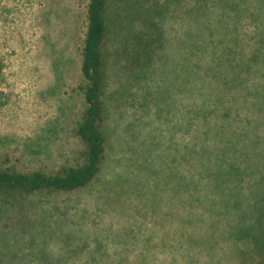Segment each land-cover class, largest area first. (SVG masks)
<instances>
[{"label":"rangeland","instance_id":"rangeland-1","mask_svg":"<svg viewBox=\"0 0 264 264\" xmlns=\"http://www.w3.org/2000/svg\"><path fill=\"white\" fill-rule=\"evenodd\" d=\"M87 2L0 0V167L82 162ZM106 18L100 170L0 201V264H264V0Z\"/></svg>","mask_w":264,"mask_h":264},{"label":"trees","instance_id":"trees-1","mask_svg":"<svg viewBox=\"0 0 264 264\" xmlns=\"http://www.w3.org/2000/svg\"><path fill=\"white\" fill-rule=\"evenodd\" d=\"M108 6L109 0H88L86 6L87 25L80 64L85 108L75 130L85 145L82 162L51 173L39 169L22 171L0 167V201L4 205L11 204L18 196L79 189L98 174L106 151L103 98L106 88L104 46L109 34Z\"/></svg>","mask_w":264,"mask_h":264}]
</instances>
